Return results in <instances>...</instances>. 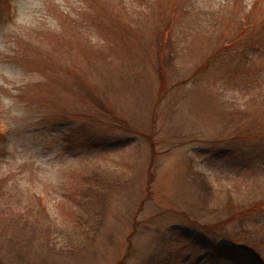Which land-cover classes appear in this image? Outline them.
Masks as SVG:
<instances>
[{"label":"rangeland","instance_id":"rangeland-1","mask_svg":"<svg viewBox=\"0 0 264 264\" xmlns=\"http://www.w3.org/2000/svg\"><path fill=\"white\" fill-rule=\"evenodd\" d=\"M0 264H264V0H0Z\"/></svg>","mask_w":264,"mask_h":264},{"label":"trees","instance_id":"trees-1","mask_svg":"<svg viewBox=\"0 0 264 264\" xmlns=\"http://www.w3.org/2000/svg\"><path fill=\"white\" fill-rule=\"evenodd\" d=\"M89 92H90L91 95H95V93L93 91H89ZM101 103H102V101H101Z\"/></svg>","mask_w":264,"mask_h":264}]
</instances>
